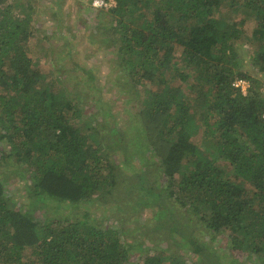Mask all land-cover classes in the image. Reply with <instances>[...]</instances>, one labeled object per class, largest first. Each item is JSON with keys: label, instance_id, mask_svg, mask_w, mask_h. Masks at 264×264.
<instances>
[{"label": "trees", "instance_id": "obj_1", "mask_svg": "<svg viewBox=\"0 0 264 264\" xmlns=\"http://www.w3.org/2000/svg\"><path fill=\"white\" fill-rule=\"evenodd\" d=\"M114 1L102 9L118 36L128 83L133 89L155 86L146 90L145 102L138 97L136 104V95L130 101L142 121L144 145L156 156L149 165L160 174L156 187L137 174L156 207L157 226L182 233L180 241L189 246L191 235L178 219L187 214L225 233L233 251L264 264V95L254 84L259 79L252 83L244 69L237 44L243 20H235L244 9L257 21L252 38L261 46L251 59L264 75V0ZM15 10L12 0H0V264H193L181 254L145 251V242L132 243L123 228L91 219V200L113 190L121 165L137 172L127 156L115 157L127 146L124 132L107 104L88 121L78 96L42 84L29 51L31 13ZM237 78L250 81L247 94L233 85ZM177 79H193L196 94L185 95L174 85ZM202 109L204 138L234 166L239 182L207 159L186 130ZM5 163L17 165L13 170L24 177L26 191L43 202L39 216L11 195ZM51 200L83 208L82 217L49 219ZM26 251L32 260L25 261Z\"/></svg>", "mask_w": 264, "mask_h": 264}, {"label": "rangeland", "instance_id": "obj_2", "mask_svg": "<svg viewBox=\"0 0 264 264\" xmlns=\"http://www.w3.org/2000/svg\"><path fill=\"white\" fill-rule=\"evenodd\" d=\"M94 1L12 0L16 13H31L32 36L29 40V51L43 74L42 84L54 85L60 93L78 96L88 121L89 116L102 114L107 106H99L107 104L117 115L119 126L124 132L127 146L123 153L115 154V157L127 156L137 172L121 165L119 182L113 190H102L91 200V219L96 223L101 222L105 227L123 228L124 235L129 236L132 243L143 241L145 251L162 252L166 258L172 254H181L184 260L193 264H262L257 257L233 251L225 233H215L187 214L178 215V219L187 228L185 233L191 235L187 240L189 246L185 247L184 240L180 241L182 233H171L157 226L159 222L152 215L156 207L153 206L151 195L140 186L137 174L142 175L147 186L154 187L159 185L160 174L155 166L149 165L155 154L144 145L142 121L131 105L135 95L136 104L138 97L145 102L146 90L155 86L146 82L136 89L130 87L129 77L119 64L116 50L118 36L112 32L109 15L103 7L95 6ZM242 10L235 16V20H243L241 27L244 30L237 44L244 55V69L250 71L251 76L248 79L253 83V79L258 78L259 81L254 84L258 92L264 95V75L258 73L259 67L251 59L261 46L252 38L257 21ZM192 82L193 79L188 82L177 79L174 85L185 95L194 96L196 93L191 91ZM129 89L132 90V98ZM203 111L202 109L193 113L194 116L186 124V130L191 133L192 140L207 159L220 163L228 175L239 182L234 176V166L217 152L211 140L204 138V127L200 118ZM105 114L108 115L107 112ZM15 166L17 165L3 164L4 183L11 189L14 199L25 208H31L35 216H39L43 202L26 191L25 179L13 170ZM27 184L34 186L32 179ZM116 205L122 207V210L113 207ZM83 212V208H71L70 204L58 200H51L46 204L49 219L65 214L81 218ZM140 218L142 221H139ZM197 246L200 251L196 254L193 248ZM32 259L31 251H26L25 261ZM27 263L32 264L31 261Z\"/></svg>", "mask_w": 264, "mask_h": 264}, {"label": "built area", "instance_id": "obj_3", "mask_svg": "<svg viewBox=\"0 0 264 264\" xmlns=\"http://www.w3.org/2000/svg\"><path fill=\"white\" fill-rule=\"evenodd\" d=\"M94 4L95 6L97 7H103V6H114L116 3L114 0H109V1H106V0H95L94 1ZM233 85L236 87V88H239L244 94H247L249 92V88H250V81L246 78H237Z\"/></svg>", "mask_w": 264, "mask_h": 264}, {"label": "clouds", "instance_id": "obj_4", "mask_svg": "<svg viewBox=\"0 0 264 264\" xmlns=\"http://www.w3.org/2000/svg\"><path fill=\"white\" fill-rule=\"evenodd\" d=\"M97 6H99V5H97Z\"/></svg>", "mask_w": 264, "mask_h": 264}]
</instances>
